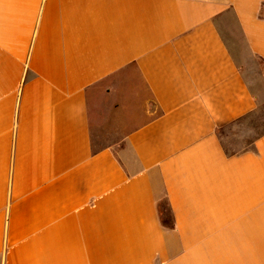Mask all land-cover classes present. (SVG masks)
<instances>
[{
    "label": "crops",
    "instance_id": "obj_1",
    "mask_svg": "<svg viewBox=\"0 0 264 264\" xmlns=\"http://www.w3.org/2000/svg\"><path fill=\"white\" fill-rule=\"evenodd\" d=\"M255 112L264 0H0V264H264Z\"/></svg>",
    "mask_w": 264,
    "mask_h": 264
},
{
    "label": "rangeland",
    "instance_id": "obj_2",
    "mask_svg": "<svg viewBox=\"0 0 264 264\" xmlns=\"http://www.w3.org/2000/svg\"><path fill=\"white\" fill-rule=\"evenodd\" d=\"M254 90L257 92V88L254 87ZM248 119L251 120L248 126H249V132L252 133V135L258 134L264 131V113L255 112L254 114L250 115ZM230 128L231 127H225L218 131L220 138L222 139V142L224 143L226 149L232 150V149L244 148L247 144V138H248L249 133L246 136L247 138L239 139L237 140V142H235V140L232 139V136H231L232 132ZM158 207L160 211V218H161L162 224L164 225L169 224V218L166 212V207H165L164 202L160 201L158 203Z\"/></svg>",
    "mask_w": 264,
    "mask_h": 264
}]
</instances>
